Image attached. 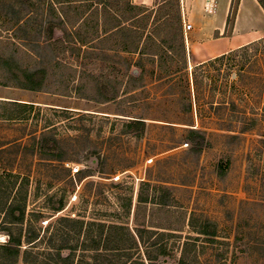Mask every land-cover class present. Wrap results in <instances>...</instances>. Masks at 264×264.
<instances>
[{
  "label": "rangeland",
  "instance_id": "obj_1",
  "mask_svg": "<svg viewBox=\"0 0 264 264\" xmlns=\"http://www.w3.org/2000/svg\"><path fill=\"white\" fill-rule=\"evenodd\" d=\"M79 1L0 0V51L49 69L47 89L72 92L36 95L35 105L0 101V201L24 203V230L38 234L33 246L24 242L25 255L53 264L61 248L72 264L148 263L138 234L146 211L163 223L186 215L182 231L154 229L173 234L166 237L172 255L156 264H264V37L201 65L185 62L177 48L163 51L162 68L143 62L137 90L128 93L127 75L137 66L108 67L96 55L79 60L56 48L61 42L49 28L60 4L69 22L99 2ZM101 1L127 11L129 0ZM113 92L115 99L104 100ZM133 119L145 121L141 136L127 126ZM59 200L64 209L53 211ZM206 221L216 236L199 233ZM115 225L125 229L112 231ZM101 233L126 247L134 236L137 247L122 258L87 249ZM7 238L0 231V243Z\"/></svg>",
  "mask_w": 264,
  "mask_h": 264
},
{
  "label": "crops",
  "instance_id": "obj_2",
  "mask_svg": "<svg viewBox=\"0 0 264 264\" xmlns=\"http://www.w3.org/2000/svg\"><path fill=\"white\" fill-rule=\"evenodd\" d=\"M204 1L185 0V13H182L180 1L177 0L181 23L169 26L166 23L168 16L164 7L166 0H129L126 4L127 11L110 8L104 3H95L77 13L69 22L65 18L67 13L61 10L62 3L61 8L56 9L58 20L51 23L49 29L52 32L49 34L61 42L56 48L62 47L63 53L73 52L76 59L96 55L99 62L107 61L108 67L121 61L126 62L128 68L131 64L137 66L131 70V77L127 75L132 82H128L127 90L125 88L128 93H133L141 79L139 69L143 68V62L149 59L162 68L163 51L173 55V49L177 48L185 62L193 61L201 65L264 37V7L258 0H238L234 13L233 0H218L219 6L215 15L202 12ZM79 2L88 4L94 1ZM75 10L77 11L76 8ZM183 15L187 22L193 24L192 30H185ZM89 24H92V30L87 32ZM68 25L73 26L75 32L70 34L66 30ZM11 40H15V37ZM25 49L27 55H33L30 48ZM171 59L173 60L172 56ZM54 61L58 63L59 57ZM19 63L21 64L20 61ZM21 65L29 70H46V80L42 88L29 90L12 83L7 86L0 84V101L35 105L38 103L36 95L64 96L72 93L65 86H57V90L47 89L51 74L45 66L33 68ZM73 67L78 73L81 70L78 65ZM110 80L105 82L108 86L112 83ZM97 84L106 87L104 84Z\"/></svg>",
  "mask_w": 264,
  "mask_h": 264
},
{
  "label": "trees",
  "instance_id": "obj_3",
  "mask_svg": "<svg viewBox=\"0 0 264 264\" xmlns=\"http://www.w3.org/2000/svg\"><path fill=\"white\" fill-rule=\"evenodd\" d=\"M82 1H91V0H82ZM94 1V0H93ZM260 4L264 7V0H258ZM58 3H64L59 1ZM98 3H104L99 0ZM168 18L166 19L167 25H174L181 23V16L178 7L177 0H166L165 6ZM229 22V18H228ZM2 35L0 34V37ZM0 43L2 40L0 38ZM256 44V41L249 43L245 46H242L238 49L248 48L252 45ZM236 49V50H238ZM234 50V51H236ZM231 51L229 53H232ZM227 53V54H229ZM227 54H224L218 58H223ZM0 71L3 73V77L8 82H0L1 85L7 86L8 83H12L14 85H18L22 88L29 90H40L42 85L46 80V70L45 69H36L29 70L23 67L18 60L14 57L6 55L0 51ZM99 89V88H97ZM101 90V89H100ZM117 97V94H112L111 96L105 95L104 100H112ZM16 103V102H14ZM31 105V104H25ZM128 128L131 131H137L139 136L144 130L145 121L141 119H133L127 124ZM1 188V185H0ZM142 202L137 205L136 212L139 213ZM52 206L53 211L59 212L64 209L65 202L63 200H59L58 202H54ZM158 207L159 211L164 210L163 206H154ZM144 211L147 210L146 206H143ZM151 209V208H150ZM0 213H2V228L0 231L7 235V240L5 242L0 243V264H19V259L24 256L23 261L25 264H37V258L35 260H30L28 256H26V250H23L25 246L24 242L27 241L29 244L33 243L32 246L37 243L38 234L31 233L28 230H24V224L26 221V206L24 203L16 202L14 200L9 201L8 196L5 197L2 201H0ZM146 219L142 221V223H138V226H141L138 229V234L140 239L145 244L146 250V259L145 260H135L131 264H156V260L158 257H167L172 255V248L168 246V242L166 237H171L173 234H167L166 232H156L155 228L170 230V231H182L184 229V225L186 222V215L182 214L176 221L168 220V222H154L151 216V212L145 211ZM169 214V213H168ZM136 215V221L138 222ZM148 218V220H147ZM112 231L115 230H123L125 229L122 225L111 226ZM149 233L148 238L144 240V234ZM200 234L205 236H216V227L215 224L209 221L204 222ZM155 236V238H153ZM133 244L130 247L123 246L119 241V239H114L109 234H100L97 237L92 238V244L87 249H92L95 251H100L103 248L105 251L118 252V255L122 258L123 255L126 254L127 251L137 247V240L133 236L132 238ZM36 241V242H35ZM86 247V246H85ZM72 253L77 248L76 246L71 248ZM129 255V254H128ZM33 261V262H31ZM53 264H72L71 254L66 257L62 255L61 248L57 250L54 258ZM179 264H186L184 258L180 259Z\"/></svg>",
  "mask_w": 264,
  "mask_h": 264
},
{
  "label": "built area",
  "instance_id": "obj_4",
  "mask_svg": "<svg viewBox=\"0 0 264 264\" xmlns=\"http://www.w3.org/2000/svg\"><path fill=\"white\" fill-rule=\"evenodd\" d=\"M182 13H185V0H179ZM219 1L218 0H205L203 3V11L207 15H215L218 11ZM183 24L186 31L193 29V24L187 22L185 15H183ZM75 172L77 169L74 170Z\"/></svg>",
  "mask_w": 264,
  "mask_h": 264
}]
</instances>
